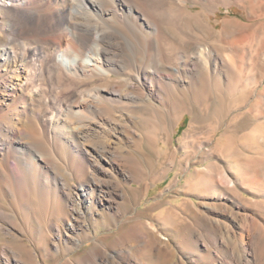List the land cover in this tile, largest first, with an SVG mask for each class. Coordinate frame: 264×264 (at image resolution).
<instances>
[{
    "label": "bare ground",
    "instance_id": "1",
    "mask_svg": "<svg viewBox=\"0 0 264 264\" xmlns=\"http://www.w3.org/2000/svg\"><path fill=\"white\" fill-rule=\"evenodd\" d=\"M233 4L248 18L219 28L210 13ZM255 16L264 0H0V264H264V122L238 130L251 96L264 105ZM186 112L210 125L209 144L236 114L182 190L199 201L170 203L159 226L130 210L162 179L139 155L147 144L181 162Z\"/></svg>",
    "mask_w": 264,
    "mask_h": 264
},
{
    "label": "rangeland",
    "instance_id": "2",
    "mask_svg": "<svg viewBox=\"0 0 264 264\" xmlns=\"http://www.w3.org/2000/svg\"><path fill=\"white\" fill-rule=\"evenodd\" d=\"M231 11L232 13L229 14L227 13L226 7L220 6L219 10H217V12H219L218 16H215L212 12L210 14L213 22H219V28H223V20H225L227 17H233L237 15L244 20L248 18V13L242 5L233 4ZM249 22H252L253 29L258 28L257 33L259 35L264 36V17L255 16L253 17V20ZM249 107L252 108L253 111L252 113H250V116L238 126V130L240 133H243L247 129H250V131H252L264 122L263 116H256L255 114V111L258 109H262V112H264V105L263 107H258L255 104L254 96H251L250 102L245 105V108ZM235 114L236 113H230L227 115V118H225L224 122L220 126L221 128L218 135L209 144L207 143L208 139L206 136L210 131V125L204 121L203 123L195 124L194 126H192V120L195 116L189 112H186L184 118L181 119L179 126L175 128L176 131L174 133L175 135L173 141L174 146L179 150V157H183V160L181 162L179 161V159H176L175 164H173L170 155L163 156L157 154V151L146 144L139 155L141 168L144 170L145 176L146 178H148V180H151L155 177H162V179L159 180L157 184L150 185V187L148 188V194L145 196H143V194L147 193V187L145 185L141 187L139 197L133 200L131 199L130 201V210L132 211V213L143 220H146L147 217H150L152 215V218L155 219L153 223L162 226V220L155 216V214L157 212H160L161 209L170 208V203L184 209V199H192L195 202H198L200 199L199 196L191 194L187 195L182 190L186 188L188 177L192 174L196 175L195 170L197 168H203L214 161V158L209 155V151L210 149L215 150L218 148V146H220L218 140L219 135L230 133V124ZM245 142V138H239L237 139L236 144L239 148H242L245 146ZM185 151H190L188 152L190 155H187ZM250 152L252 154H255V152L252 150H250ZM162 154H164V151H162ZM225 155V157L230 161L229 165L232 166L233 169H235L237 161H239V159L241 158L235 152L230 151H226ZM167 169H169L168 174H166ZM241 192H243V190ZM245 195L252 198V196L247 192H245ZM127 225L128 224L126 223L124 224V226ZM115 230H117L116 226L107 230L100 227L98 230L92 231V233H94H91V236H89L85 242L80 244L81 247L78 250V254H85L91 248V246L94 245L96 239L109 241L116 235L117 231L114 232ZM36 254H40V252H37ZM26 257L30 259L28 255H26ZM63 258H65L64 253H60L56 256L50 253L47 256L46 263L59 264ZM38 259H41V257H38Z\"/></svg>",
    "mask_w": 264,
    "mask_h": 264
}]
</instances>
